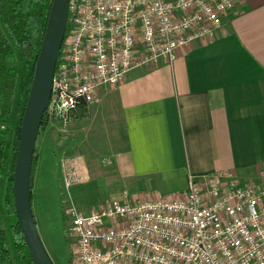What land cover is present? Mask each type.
Segmentation results:
<instances>
[{"label":"built area","instance_id":"obj_1","mask_svg":"<svg viewBox=\"0 0 264 264\" xmlns=\"http://www.w3.org/2000/svg\"><path fill=\"white\" fill-rule=\"evenodd\" d=\"M240 0H69L46 124L68 126L98 88L130 70L172 64L178 50L210 39ZM60 197L68 264H264V173L241 183L232 172L189 176L180 197L113 199L89 212L73 206L76 158H63Z\"/></svg>","mask_w":264,"mask_h":264},{"label":"crops","instance_id":"obj_2","mask_svg":"<svg viewBox=\"0 0 264 264\" xmlns=\"http://www.w3.org/2000/svg\"><path fill=\"white\" fill-rule=\"evenodd\" d=\"M88 110V118L74 122L85 146L75 157L82 180L72 188L100 168L120 187L141 184L147 199L180 197L189 176L207 181L232 172L242 182L261 180L264 0L237 2L212 38L179 49L172 64L134 68L115 86L98 88ZM51 147L42 140V152L49 149L50 155L38 157L31 189L32 205L38 197L48 231L61 223L58 163ZM121 190L113 197L126 199ZM45 199L52 223L42 212Z\"/></svg>","mask_w":264,"mask_h":264},{"label":"trees","instance_id":"obj_3","mask_svg":"<svg viewBox=\"0 0 264 264\" xmlns=\"http://www.w3.org/2000/svg\"><path fill=\"white\" fill-rule=\"evenodd\" d=\"M54 0H0V121L18 118L19 125L32 82ZM89 116L84 101L71 116L79 121ZM45 116L40 128L46 127ZM1 135V134H0ZM16 146L0 138V264H35L15 215L12 176ZM33 154L30 189L36 167ZM32 201V193H31Z\"/></svg>","mask_w":264,"mask_h":264},{"label":"water","instance_id":"obj_4","mask_svg":"<svg viewBox=\"0 0 264 264\" xmlns=\"http://www.w3.org/2000/svg\"><path fill=\"white\" fill-rule=\"evenodd\" d=\"M69 0H54L35 62L16 146L12 194L17 224L35 264H53L37 235L31 201V168L36 140L51 94L55 59L63 39Z\"/></svg>","mask_w":264,"mask_h":264},{"label":"rangeland","instance_id":"obj_5","mask_svg":"<svg viewBox=\"0 0 264 264\" xmlns=\"http://www.w3.org/2000/svg\"><path fill=\"white\" fill-rule=\"evenodd\" d=\"M76 130V124L71 122L68 126H62L58 123H47L46 127L43 129L40 128L36 144H35V160L37 161L38 157L41 154H44L46 157L50 155V150L47 149L42 152L41 145L42 140H46V142L51 144V151L53 156L55 157L58 163V173H59V186H58V194H59V203L57 205V213L58 216L61 215V223L58 225L57 228H50L49 231L46 228H43L42 218L39 215V198L35 197L34 203L32 205L33 215H34V222L35 228L38 237L40 238V242L47 253L48 257L50 258L53 264H68L69 259V251L67 246V240L63 233L64 228V218H63V198L60 197L61 183H62V166L61 160L63 158L72 157V158H79L77 155L79 148L85 146L84 141L82 138L78 136ZM20 132V125L18 118H12L10 122L4 123L0 121V138H6L9 142L15 146L18 142V136ZM80 146V147H79ZM71 153V154H70ZM101 164H104L105 160L102 158L100 160ZM37 164V162H36ZM36 170V167H35ZM35 170L33 174V178L35 175ZM96 175L91 180H88L86 183L79 184L74 186L72 189L70 188L69 193L70 196L68 197L69 202L76 206L78 209L82 211L89 212L91 210L97 209L99 207L104 206L107 204L111 199H117L120 201H125L126 199L130 202H137L136 200H140L143 198V186L141 184L124 186L120 187L118 184L111 183L112 179L109 176L108 171H101V168L94 172ZM91 178V177H90ZM93 178H95L93 180ZM240 181V180H239ZM241 183H247L242 182ZM41 190L44 194V191L47 189L45 185L41 184ZM120 194L124 196V192H126V199H119L117 197H113L112 194L114 191H118L119 189ZM72 190V192H71ZM44 196H42L43 199ZM123 198V197H122ZM147 199V197H145ZM145 198L142 199L146 200ZM165 199L172 198V196L163 197ZM126 200V201H127ZM43 209L42 212L45 214L46 220L49 223H52L54 219H52V215L50 213L51 210V203L47 201V199L43 200ZM56 220V218H55ZM3 224L0 223V226ZM54 231V232H53ZM49 232V235L47 234Z\"/></svg>","mask_w":264,"mask_h":264}]
</instances>
